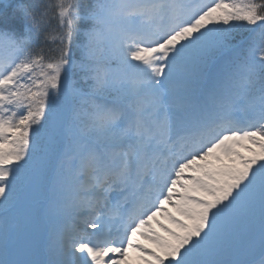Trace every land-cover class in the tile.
<instances>
[{"label": "snow or ice", "instance_id": "obj_1", "mask_svg": "<svg viewBox=\"0 0 264 264\" xmlns=\"http://www.w3.org/2000/svg\"><path fill=\"white\" fill-rule=\"evenodd\" d=\"M0 264H264V0H0Z\"/></svg>", "mask_w": 264, "mask_h": 264}, {"label": "trees", "instance_id": "obj_2", "mask_svg": "<svg viewBox=\"0 0 264 264\" xmlns=\"http://www.w3.org/2000/svg\"><path fill=\"white\" fill-rule=\"evenodd\" d=\"M43 198V190L41 189L35 194L34 202L32 205V210L34 213L33 222L34 225L46 223V219L43 217L41 213H39L40 208L38 205L40 204V199Z\"/></svg>", "mask_w": 264, "mask_h": 264}, {"label": "rangeland", "instance_id": "obj_3", "mask_svg": "<svg viewBox=\"0 0 264 264\" xmlns=\"http://www.w3.org/2000/svg\"><path fill=\"white\" fill-rule=\"evenodd\" d=\"M42 200H43V198L40 199V204L38 205V207L40 208L39 213H41L43 215V213L41 211ZM43 217L46 219V223H44L43 225H41V224L34 225L37 238L41 244H43V242L47 238V228L50 224V221L48 220V218L45 217L44 215H43Z\"/></svg>", "mask_w": 264, "mask_h": 264}]
</instances>
